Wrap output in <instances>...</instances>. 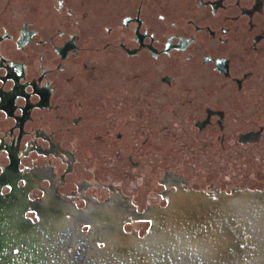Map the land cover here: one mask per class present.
Listing matches in <instances>:
<instances>
[{"label": "water", "instance_id": "water-1", "mask_svg": "<svg viewBox=\"0 0 264 264\" xmlns=\"http://www.w3.org/2000/svg\"><path fill=\"white\" fill-rule=\"evenodd\" d=\"M0 264H264V0H0Z\"/></svg>", "mask_w": 264, "mask_h": 264}]
</instances>
